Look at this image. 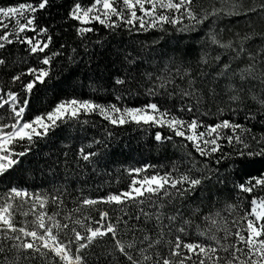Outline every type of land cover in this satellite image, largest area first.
<instances>
[{
    "label": "snow or ice",
    "instance_id": "6c2138e0",
    "mask_svg": "<svg viewBox=\"0 0 264 264\" xmlns=\"http://www.w3.org/2000/svg\"><path fill=\"white\" fill-rule=\"evenodd\" d=\"M96 25L130 39L101 57ZM150 32L161 35L139 38ZM57 64L112 100L65 97L26 118ZM0 110V264H264V0H0ZM94 115L107 124L89 138ZM125 125L156 128L178 159L86 194L89 173L121 182L105 158ZM57 140L43 161L54 179L21 186L17 170Z\"/></svg>",
    "mask_w": 264,
    "mask_h": 264
},
{
    "label": "trees",
    "instance_id": "16d2710c",
    "mask_svg": "<svg viewBox=\"0 0 264 264\" xmlns=\"http://www.w3.org/2000/svg\"><path fill=\"white\" fill-rule=\"evenodd\" d=\"M7 2H22V0H7ZM202 2H207V0H202ZM224 25L226 27H232L233 29L238 28L241 32L247 31L244 26L243 20H233L232 24L229 25L227 21H224ZM262 25L260 23L256 24L257 28H260ZM97 28H100L98 33H90L88 34L90 40L95 41L98 37L102 39L105 44V48L101 49L98 45L95 47L94 52H98L103 57L107 48H111L121 41L127 42L130 37L127 33L119 34L116 36H112L107 33L101 26L96 25ZM159 32H150L140 34L139 38L144 39L147 37L148 39H152L153 36H160ZM178 38L175 34L165 35L161 40L162 45H170L174 43L175 39ZM61 39H67L70 42L72 41V29L69 28L66 36L61 37ZM185 43H188L185 40ZM192 47H197L194 43L191 45ZM53 71V81L49 83L48 91H41L39 95L33 96L30 100V105L28 110L26 111V118H31L35 114L46 112L50 110V108L54 105V103L58 99H63L65 97H82L89 98L91 97L97 101H107L112 100V97L107 94H96L94 95L89 88V80L88 76L91 75L87 72H80L77 70L71 75L66 74L63 71V66L61 64H57L56 67L52 69ZM78 79H74L77 77ZM57 79H59V83H57ZM80 80L83 81V86L80 84ZM53 85H55V89H53ZM149 98L146 96H140L135 99L128 100L129 104H143L147 102ZM2 111V110H0ZM91 121H94L97 127L94 129L91 125L88 126L86 136L91 138L93 134L99 136L100 126L106 125V121H102L98 115H94L89 117ZM211 119H215L212 117ZM109 128H113L111 125H107ZM157 129H151V133L149 132H140L133 127H129L128 125L123 126V128L115 129L116 139L111 144L110 148L107 150L108 155L105 160L107 163L106 172L112 174L113 181L117 175H120L121 182L120 183H111L109 186V176L107 175H95L89 173L88 183L91 185L90 189H85L86 194L95 196V195H103L110 188L115 191L120 188L126 187L128 183V179L123 175V169L128 166H139L144 163H151L155 165H167L169 161L178 159L180 153L177 152L171 143H167L165 146H156V142L152 138V133H154ZM167 133L166 129L162 130ZM78 134V132H77ZM179 139V138H177ZM61 150L60 141L57 140L56 144L52 148L42 146L41 149H37L38 155H29V159L25 160V163L17 170L15 173L17 181L21 184V186H37V187H47V182L52 181L54 179L53 176L48 175L47 167L44 165L43 161L45 159L44 153L51 151L53 156L58 154ZM23 159V158H22ZM61 159L63 157L61 156ZM71 159V153L70 157ZM35 169L31 174H28L26 169ZM58 177L63 180L65 176V171L63 168L59 169L57 174ZM69 177L71 178V173L69 172ZM70 183L75 186L76 181L70 179ZM83 183V181H81ZM97 186H99L100 191H96ZM3 187V185H0ZM75 194V193H74ZM51 210V209H49ZM100 249H97L99 251Z\"/></svg>",
    "mask_w": 264,
    "mask_h": 264
}]
</instances>
